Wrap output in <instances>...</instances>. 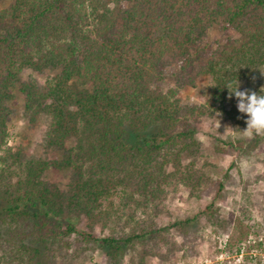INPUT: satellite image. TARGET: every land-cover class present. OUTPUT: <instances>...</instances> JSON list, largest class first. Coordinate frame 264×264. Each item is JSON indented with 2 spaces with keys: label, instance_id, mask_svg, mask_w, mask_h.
<instances>
[{
  "label": "trees",
  "instance_id": "1",
  "mask_svg": "<svg viewBox=\"0 0 264 264\" xmlns=\"http://www.w3.org/2000/svg\"><path fill=\"white\" fill-rule=\"evenodd\" d=\"M215 25L236 35L212 50L205 38ZM263 64L264 0H13L0 8V264H64L94 243L107 264H120L137 242L146 254L171 229L185 239L190 218L161 228L141 219L103 236L91 229L112 216L115 198L155 216L168 185L208 194L198 123L233 99L229 118L245 124L230 91L238 82L264 93L250 81ZM169 65L175 85L163 90L156 81ZM25 69L53 73L41 86L22 77ZM201 76L211 78L208 98L183 106L179 90ZM15 89L31 121L47 117L44 144L61 156L24 157L7 146ZM61 170L69 173L63 186L44 178ZM212 208L203 213L221 225Z\"/></svg>",
  "mask_w": 264,
  "mask_h": 264
},
{
  "label": "rangeland",
  "instance_id": "2",
  "mask_svg": "<svg viewBox=\"0 0 264 264\" xmlns=\"http://www.w3.org/2000/svg\"><path fill=\"white\" fill-rule=\"evenodd\" d=\"M12 2L13 0H0V8L7 7ZM229 35L234 36L236 33L216 25L211 26L207 30L205 42L213 50ZM175 70L176 65L167 66L165 75L156 81V85L163 90L174 86ZM52 73L50 70L36 73L25 69L22 77L31 76L43 86L46 76ZM250 81L264 90V64L258 68L255 77ZM210 88L209 76L197 78L195 85L179 90L182 105L204 103ZM233 102V99H228L224 111L204 116L198 123L200 160L211 165L207 167L211 179L208 194L199 198L189 195L187 187L182 184L168 185L155 216H152L150 208L146 211H133L132 203L128 208H124L119 204V199L115 198L112 216L94 224L92 233L103 236L118 232L121 228L128 231L141 219L152 220L159 228L175 221L191 219L186 226L188 234L185 239L178 231L171 229L165 237L167 243L149 242L155 249L146 254L137 242L125 248L120 264H264V137L247 139L242 136L239 130L245 129L246 124H236L228 115ZM10 106L12 113L7 124L8 147L19 150L24 157L61 156L62 151L46 147L44 144L47 117L39 114L31 121L24 113L23 94L17 89L14 90ZM150 131L151 129L146 132ZM44 178L63 186L69 179V173L64 170L46 171ZM218 181L223 184L219 192ZM211 203L212 209L216 211L214 215L221 225L216 223L214 217L210 218L203 213L205 207ZM85 223L86 221L80 218L79 228L84 229ZM63 263L107 264L108 259L98 244L94 243L80 253L68 255Z\"/></svg>",
  "mask_w": 264,
  "mask_h": 264
},
{
  "label": "clouds",
  "instance_id": "3",
  "mask_svg": "<svg viewBox=\"0 0 264 264\" xmlns=\"http://www.w3.org/2000/svg\"><path fill=\"white\" fill-rule=\"evenodd\" d=\"M238 89L239 83L237 82L235 90L230 91V94L234 95L237 100L236 107L238 111L247 116L245 120L246 128L242 131L239 130V132L247 139H253L256 136L264 137V93Z\"/></svg>",
  "mask_w": 264,
  "mask_h": 264
}]
</instances>
